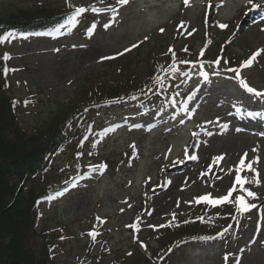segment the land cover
I'll list each match as a JSON object with an SVG mask.
<instances>
[{
	"label": "rangeland",
	"instance_id": "374dc122",
	"mask_svg": "<svg viewBox=\"0 0 264 264\" xmlns=\"http://www.w3.org/2000/svg\"><path fill=\"white\" fill-rule=\"evenodd\" d=\"M70 2L83 7L114 5L119 14L110 10L88 11L79 17V23L59 33H39L3 45V51L12 56L10 93L24 100L20 123L25 131L32 132L42 126L53 113L67 120L69 111L85 98L97 96L101 92L100 84L105 82L128 81L135 89L148 77L153 65L169 68L173 60L170 48L175 52L181 73L191 75L174 76L175 103L161 104L154 113L143 115L131 107L93 117L94 135L88 141L70 144L58 158L57 173L50 177L49 184L72 174L69 168L78 161L84 165L106 164V167L98 176L89 175L80 180L78 188L63 198L42 204L38 229L53 235L56 264H132L133 259L155 264L157 257L165 255L160 246L163 232L200 215L212 225L217 239L175 251L171 264H264V208L241 215L231 204L215 208L206 205L204 213L196 210L200 203L195 202L201 195L211 193L219 197L231 188L235 172L229 174L224 170V166L230 165V155L238 165L245 152L250 159L256 155L253 148L259 146V155L264 150V140L257 141L260 135L254 131L235 133L238 119L232 116L233 113L239 119L249 117L247 113H254L255 108L256 113L264 114V108L258 105H264V98L246 92L234 73L226 71L239 67L252 87L264 90V53L251 67H243V61L257 49H264V23L257 25L250 19L249 13L255 9L247 5V0H189L188 6L184 0H129L123 6L116 0ZM22 9L33 15L44 10L57 11L60 15L74 10L66 0H0L1 17L16 15ZM259 13H264V9L260 8ZM241 17L242 20L238 19ZM221 23L227 24V29L219 28ZM93 24L95 31L89 35L87 30ZM105 24L110 26L105 28ZM217 59H221L220 66L212 63ZM183 60L196 62V67L180 64ZM203 72L208 73L207 80ZM185 108L189 110L186 112ZM237 108L241 109L239 113ZM225 124L235 126L230 134L222 127ZM110 127H115V131L99 135ZM198 131L205 132L194 137L192 134ZM220 133L229 134L228 137L243 135L247 147L241 146L240 152L231 153L216 147ZM208 141L212 146L206 149ZM78 153L84 154L83 160L77 159ZM198 155V159L188 158ZM221 155L224 156L221 169L219 163L208 165L214 156ZM184 161L193 164L188 166L189 170L208 165L207 170L196 171L187 183L186 176L181 177V185L176 189L174 185L165 193L164 189L176 182L173 173L182 169ZM197 161L199 164L195 165ZM203 161L206 163L200 165ZM163 165L167 176L162 172ZM257 167L261 186L246 184L245 187L260 196L256 201L249 200L250 203L264 205V190H261L264 158ZM145 194L150 197L146 199ZM238 194L242 193L238 190L233 198ZM159 199L171 203L157 214L152 201ZM92 232L98 235L93 238ZM40 245L42 240L38 238L35 246L38 249Z\"/></svg>",
	"mask_w": 264,
	"mask_h": 264
},
{
	"label": "trees",
	"instance_id": "16d2710c",
	"mask_svg": "<svg viewBox=\"0 0 264 264\" xmlns=\"http://www.w3.org/2000/svg\"><path fill=\"white\" fill-rule=\"evenodd\" d=\"M70 14L71 10L61 15L57 11L44 10L33 15L31 11L22 9L16 15L0 16V35L7 32H14L17 36L41 31L52 33L65 24ZM6 43L0 44V264H56L53 235L50 231L40 232L38 229L42 218L41 206L59 198L48 199L64 192L65 184L75 179L74 176L83 178L93 171L78 161L77 165L69 168L75 173L65 175L63 181L49 184L50 177L57 173L58 158L66 153L70 144L93 134L95 125L92 118L100 113L127 111L131 105L147 115L155 112L161 104L175 99L172 76L165 73L167 68L163 65L155 64L148 77L135 89L128 81L116 79L105 82L100 84L98 90L101 92L97 96L85 98L84 102L71 109L67 120H61L57 113H53L45 124L27 132L20 123L24 100L14 98L10 93L13 69L11 59H3L7 53L3 51ZM156 75L164 77L162 86L154 80ZM199 211L206 213L203 207ZM202 217L204 222L194 218L191 222L165 230L160 242L161 253L165 255L157 257L155 264H171L175 251L214 239L212 225L204 215ZM38 238L42 245L37 249L35 243ZM140 261L133 259L132 264H146Z\"/></svg>",
	"mask_w": 264,
	"mask_h": 264
},
{
	"label": "snow or ice",
	"instance_id": "6c2138e0",
	"mask_svg": "<svg viewBox=\"0 0 264 264\" xmlns=\"http://www.w3.org/2000/svg\"><path fill=\"white\" fill-rule=\"evenodd\" d=\"M66 2L68 3V7L70 8H74V11L67 17L65 24H61L59 26V28H64L66 26H71L74 24L79 23V17L88 12L91 11L93 13H103V12H107V11H111L113 13H115L116 15H118V9L114 6V5H109L108 7H96V6H91V7H83V6H74L71 4L70 0H66ZM116 3L119 5H127L129 3V0H116ZM184 4L186 6L189 5V0H184ZM247 5L253 8H259L262 7L264 5H261L259 3H256L255 0H247ZM112 20L115 21V15L112 17ZM109 24H105L104 27L107 28L109 27ZM95 27L96 25L93 24L87 31L88 34L91 35L94 33L95 31ZM181 27H183V25H181ZM218 27L221 29H227L228 25L227 24H218ZM59 28L57 30H59ZM161 32L164 31L163 28L160 29ZM21 38H27L24 34H20ZM17 38V34L14 32H7L4 33L2 35H0V44H3L5 42H11L13 39ZM148 37H145V40H147ZM142 43V42H141ZM133 48L138 47V45H133ZM125 51H131V49H125ZM169 51L172 52L173 55V60L172 63L169 65V68L164 69L165 73H167L170 76H175L177 73H181L180 67L176 62L175 59V52L170 48ZM184 51H187V49H184ZM264 53V49H257L256 52H254L247 60L243 61V67L247 68V67H251L256 61L257 58L261 56V54ZM200 55H203V52L200 53ZM4 60H9L11 59V56L9 54H5L3 57ZM180 64H184V65H188L191 64L192 67H196V62L193 61H188V60H183L179 62ZM215 63L217 66L221 65V59H217L216 61L212 62ZM228 62L225 61V64H227ZM162 67V66H161ZM200 67H203V64L200 65ZM226 71H230L232 73H234V78H236L239 81V86L241 88H243L246 92L251 93L257 97H261L264 98V90H258L254 87H252L248 81L246 80V78H244L241 75V69L239 67L237 68H227ZM5 72H7V70H5ZM183 76L185 77H189L191 75L190 72H183L181 73ZM202 75L204 76V79L207 80L208 79V73L203 72ZM154 80L160 84L161 86L163 85L164 82V77L160 76V75H156L154 77ZM177 95H179V93H177ZM133 99H135V97H133ZM190 99V97H189ZM173 103H175V100L173 99L172 101ZM27 103V102H25ZM188 108H185L184 111H188ZM236 111L239 113L241 111L240 108H237ZM247 115L249 116H254V115H259L258 113H247ZM222 127H224L225 129L228 127L227 124L223 125ZM115 131V127H110V128H106L103 130L102 133H100L99 135L101 136H105L110 132H114ZM237 131H240V129H237ZM210 134V133H209ZM193 136L198 135V133H193ZM260 135H264V133H260ZM99 141H97L98 143ZM133 148H135V145H132ZM253 153H256V155L252 158H248V153L245 152L243 154V156L241 157V159L239 160L238 165L235 166L234 169H229L228 172L229 174H231L233 171L235 172V176H234V183L231 186V188L225 193V194H221L219 197H213L211 193L208 194H204L201 195L200 197L196 198V203H204L208 206H211L213 208L218 207V206H222L224 204H231L235 207V210L237 213L243 215L244 213L250 212L252 209H257L258 211L261 210V208H264V205H260L258 206L255 202H249V200L251 201H256L258 199H260V196L258 194V192L253 191L250 187H245L246 184L248 185H255L257 188H259L261 186L262 180H261V172L259 170V168L257 167L260 164L261 161V157L259 155L260 149L259 146L255 147L252 149ZM83 153H78V155H82ZM186 156H187V150H186ZM188 158L191 159H198L197 156H190ZM224 159V156H218L215 158L214 163L218 164L220 161H222ZM256 165V166H254ZM93 170H96L97 167H106L105 165H101V166H92ZM244 172H249L252 173L251 176L248 175H243L242 173ZM220 177H218L219 179ZM170 183V182H169ZM238 186V188H237ZM239 190L240 193L242 194H238L233 198V194L237 193V191ZM63 195V192H59L56 194V196H52V197H48V199H55L58 196ZM188 203H191L188 202ZM176 214L173 213L172 214V219L175 220ZM99 219V218H98ZM197 219H199L201 222H204V217H197ZM211 219V217L209 218ZM262 219H264V215H262ZM185 223H188L189 221H184ZM149 227H157L155 225H149ZM160 227H163V225H161ZM229 227H231V225H229ZM228 228L224 229V232H227ZM90 235L95 238L96 235H98L95 232L90 233ZM218 235H223V233H218ZM142 246L145 247L146 249V245ZM129 255H131V253H129ZM230 255V254H228ZM228 255L225 256V260L228 259Z\"/></svg>",
	"mask_w": 264,
	"mask_h": 264
},
{
	"label": "bare ground",
	"instance_id": "6f19581e",
	"mask_svg": "<svg viewBox=\"0 0 264 264\" xmlns=\"http://www.w3.org/2000/svg\"><path fill=\"white\" fill-rule=\"evenodd\" d=\"M262 7H264V6H262ZM249 14H250V19L253 22H255L257 25H262L264 23V16L261 15L259 13V11H257V10H254L253 12L250 11ZM205 17H206V15H205ZM242 17L241 18H238V19L242 20ZM263 31H264V29H263ZM258 105L261 108H264V105L262 103H258ZM256 111H258L257 108H255L254 113H256ZM232 116H234V118L238 119V126H237L236 130L237 129H240V131L239 132L238 131H235L236 134H238V133L243 134V132H248L250 130L254 131V133L259 134V135H260V133H264V114L254 115L253 118H251L249 116V117L241 118V119H239L233 113H232ZM255 117L257 119H259L260 124L256 121ZM233 126L230 125V126L227 127V130L226 131H228L229 134L231 133L230 131H232L234 129L235 126L234 127ZM226 133H224V134H221L220 133L221 136L219 137V139H217V142H215L216 143V147H218V148L221 147L222 149H225L229 153L234 152L235 150H237L236 152H240V147L241 146L247 147L245 145V143H244V142H247V141H243V139H244V138H242L243 135L239 134V136H237V137H228L230 135L229 134L227 135ZM259 138H260V140H257V141H261V139L264 140V135H260ZM232 139H234L235 142ZM211 140H212V138L210 139V141ZM209 143H211V142L208 141V143L206 144L207 145L206 149L211 148L212 145L209 144ZM197 157H199V155ZM260 157H261V161H262V159L264 158V150H263V152L260 153ZM215 158L216 157L214 156L213 159L210 161V163L208 165L214 164ZM229 160H230V165L228 167H225L224 166V170L226 172H228L229 169H234L235 166H236V164H237V163L234 164L235 157L233 155H230L229 156ZM205 163H206V161H203L202 163H200V165H204ZM197 164H199V161H197L195 165H197ZM192 165H193L192 163H189V162H185L184 161L183 164H182V169L176 171L175 173H173V174H175L177 176L176 182L173 185H172V183H173L172 182L169 186H167L164 189V192L165 193L166 192H169L174 185H175L174 189L177 188V185L178 184L181 185L182 180H183V178L180 179L181 177L186 176V179L184 180V182L187 183L189 179H191V178L194 177L196 171H197V173H202V170H207L206 167L208 166V165L207 166H204V168L199 169V170L196 169L197 167L196 168L194 167L193 169L189 170V167L188 166L192 167ZM219 168L221 169L220 162H219ZM162 172H164L165 175L167 176V169L165 168V166H164V169H163ZM261 190H264V189H261ZM171 194L173 195L174 193H171ZM143 196L147 199V198L150 197V194H145ZM165 200H167V199H162V200L159 199L158 201H156V200L155 201H152V203L156 206L155 213L160 214V213H162L164 211L165 208H168L169 207L171 201L168 200V203H165Z\"/></svg>",
	"mask_w": 264,
	"mask_h": 264
}]
</instances>
